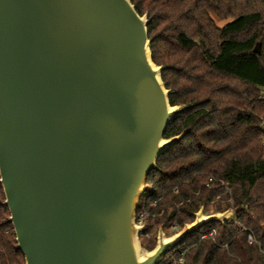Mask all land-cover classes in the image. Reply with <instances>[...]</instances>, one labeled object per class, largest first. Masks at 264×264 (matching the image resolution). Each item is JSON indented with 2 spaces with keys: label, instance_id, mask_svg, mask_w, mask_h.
Returning <instances> with one entry per match:
<instances>
[{
  "label": "water",
  "instance_id": "obj_1",
  "mask_svg": "<svg viewBox=\"0 0 264 264\" xmlns=\"http://www.w3.org/2000/svg\"><path fill=\"white\" fill-rule=\"evenodd\" d=\"M149 22L132 0H0V186L25 264H160L233 215L201 206L141 246L146 180L194 106L170 104Z\"/></svg>",
  "mask_w": 264,
  "mask_h": 264
},
{
  "label": "trees",
  "instance_id": "obj_2",
  "mask_svg": "<svg viewBox=\"0 0 264 264\" xmlns=\"http://www.w3.org/2000/svg\"><path fill=\"white\" fill-rule=\"evenodd\" d=\"M139 15L148 14V37L172 106L194 105L176 116L165 138L187 130L180 143L158 159L139 199L149 225L180 228L223 189L232 203H215L212 213L232 208L235 221L211 224L190 236L160 264H170L188 250L182 264H264V0H132ZM214 17L227 21L218 27ZM257 43L261 53H254ZM209 178L215 181L206 187ZM176 190V191H175ZM0 186V264H25L15 250V233L6 222ZM156 203V204H155ZM155 204V205H154ZM250 229L260 243L250 244ZM215 230L213 239L200 241ZM152 250L156 236H140ZM227 246V247H226ZM178 264V263H177Z\"/></svg>",
  "mask_w": 264,
  "mask_h": 264
},
{
  "label": "built area",
  "instance_id": "obj_3",
  "mask_svg": "<svg viewBox=\"0 0 264 264\" xmlns=\"http://www.w3.org/2000/svg\"><path fill=\"white\" fill-rule=\"evenodd\" d=\"M260 130L263 134L262 136V139H261V145H262V158L264 159V122L261 124L260 126ZM215 180L213 178H209V181L208 183L206 184V187L207 188H210V184H212ZM220 187L223 189L222 193L220 195H218L215 200L210 204L211 207L214 206L215 203H219V201H221V198H226V202L225 204H228V203H232V198H231V190L230 188L223 182V181H218ZM176 191V190H175ZM222 202V201H221ZM156 204V203H155ZM154 204V205H155ZM224 204V205H225ZM228 210V209H226ZM225 210V211H226ZM223 211V212H225ZM219 213H222V212H219ZM212 214H215V213H212V211L210 212H206L204 210V215H212ZM235 221V211L233 213V215L231 216V218H229L226 223H232ZM149 213L148 211L143 207L142 210L138 213L137 212V215H136V224L139 225V226H142L144 229L140 232L139 234V239H140V236L142 235L144 238H146L147 240L151 239L153 236V233L150 229V231H148L147 233H144L145 229L147 228V226L149 225ZM172 229L174 231H178L180 230L181 228L178 226V224L176 222H174L172 224ZM245 231L247 232V240L250 244H258L260 245V243L256 240V237L254 235V233L250 230V229H245ZM214 235H215V230H212L210 232H207V233H204L201 235L200 237V241H205V240H209V239H213L214 238ZM141 243V242H140ZM142 246V244H141ZM227 247V246H226ZM188 250H186L185 252H183L180 256V258L176 261H173L171 262L170 264H182L183 263V260H184V256L186 254Z\"/></svg>",
  "mask_w": 264,
  "mask_h": 264
},
{
  "label": "rangeland",
  "instance_id": "obj_4",
  "mask_svg": "<svg viewBox=\"0 0 264 264\" xmlns=\"http://www.w3.org/2000/svg\"><path fill=\"white\" fill-rule=\"evenodd\" d=\"M214 20H215V22H216V24H217L218 27H222V26H224L225 24H227V21H219V20H218L217 18H215V17H214ZM221 201H222V202H221ZM221 201H219V204H220V205H224L225 202H226V198H221ZM211 208H212L211 206L208 208V211H209V212L211 211ZM159 227H160V226H157V225H151V231H152V233H153V236H156V237H157V233H158ZM175 232H176V231H174V230L172 229V227H170V228H165V229H164V233H165V235H166L167 237L173 235ZM139 240H140V239H139ZM140 242H141V240H140ZM141 243H142V242H141Z\"/></svg>",
  "mask_w": 264,
  "mask_h": 264
}]
</instances>
